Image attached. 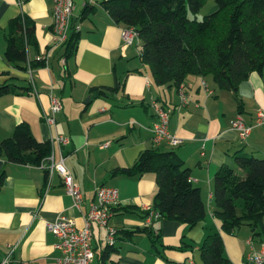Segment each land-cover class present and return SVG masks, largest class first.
<instances>
[{
    "label": "crops",
    "instance_id": "1",
    "mask_svg": "<svg viewBox=\"0 0 264 264\" xmlns=\"http://www.w3.org/2000/svg\"><path fill=\"white\" fill-rule=\"evenodd\" d=\"M80 1L81 11L75 15V6L73 18L79 43L75 55L66 60L65 48L55 43L54 0H0V86L9 84L15 91L0 97V145L19 124L27 122L36 139L51 142L56 162L65 158L83 195L82 205L77 208L57 172L47 177L42 166L12 164L0 154V176L5 173L0 190V264L10 248L11 264H56L61 252L55 247L57 237L47 225L66 215L82 227L102 185L116 188L119 205L122 209L129 207L111 220L117 231L118 252L111 254L108 262L204 264L201 245L207 236L222 233V222L214 213V197H210L215 174L223 165L234 166L237 152L264 158V124H256L259 113L264 114V75L251 74L237 94L218 91L208 82L213 89L208 95L202 87L204 79L197 76L188 77L179 89L159 87L139 58L140 40L125 49L123 28L101 3ZM88 3L92 8L84 16ZM215 10L214 4L210 12ZM20 15L29 16L36 24L38 50L29 48L28 65L42 56L45 67L29 66L24 71L5 59V36L11 22ZM118 81L124 88L118 95L91 101V88L114 87ZM30 86L32 89H28ZM180 90L190 97L187 106L180 105ZM51 93L61 99L63 111L56 116V126L50 127L42 115L50 108ZM237 100L242 102L241 111ZM153 102L170 112L169 131L183 139L180 147L154 144L152 131L157 120ZM237 116L254 125L245 140L231 127ZM58 135L68 137L70 144L61 147L54 141ZM106 143L109 146L102 148ZM152 148L179 155L208 209L206 219L192 228L174 221L157 222L160 240L155 247L146 233L126 235L142 229L147 212L153 211L155 175L111 176L116 168L132 167L143 151ZM93 233V247L101 252L107 246L106 230L95 224ZM222 236L224 253L231 264H242L248 241L253 240L256 250L264 245V236L254 237L247 226L235 235ZM97 260L95 256L91 264Z\"/></svg>",
    "mask_w": 264,
    "mask_h": 264
},
{
    "label": "trees",
    "instance_id": "2",
    "mask_svg": "<svg viewBox=\"0 0 264 264\" xmlns=\"http://www.w3.org/2000/svg\"><path fill=\"white\" fill-rule=\"evenodd\" d=\"M208 0H105L101 3L112 20L124 28H133L139 35L141 62L148 66L159 87L180 88L190 76L202 77L216 90L237 94L250 75H264V0H215L216 10L203 19L198 15ZM91 4H87V16ZM65 48L66 60L75 55L80 35L72 25ZM6 37L5 59L21 70L45 67V61L29 63L28 50H36V24L27 15H20L10 24ZM28 89H32L30 86ZM118 81L114 87H93L91 101L109 98L123 91ZM9 84L0 86V97L13 93ZM241 111L242 102L237 100ZM166 108L164 105H162ZM50 141H39L27 122L19 124L14 134L0 145V154L9 163L40 167L52 155ZM234 166L223 165L214 178V213L221 220L222 233L207 236L200 247L204 264H231L224 253L222 234L235 235L242 227H250L254 237L264 236V158L237 152ZM47 177L49 171L44 169ZM155 175L157 193L153 212L158 218L150 227L144 226L127 236L146 233L155 247L160 230L155 224L162 220L179 222L192 228L204 221L208 209L201 190L191 181L189 170L175 151L158 148L143 151L132 167L116 168L112 177ZM5 173L0 176V190ZM129 207L111 208L113 216ZM149 212H147L148 217ZM117 240V231H116ZM116 243V242H115ZM185 249V246L184 248ZM96 264L108 262L118 252L105 246L94 248ZM109 259V260H108Z\"/></svg>",
    "mask_w": 264,
    "mask_h": 264
},
{
    "label": "built area",
    "instance_id": "3",
    "mask_svg": "<svg viewBox=\"0 0 264 264\" xmlns=\"http://www.w3.org/2000/svg\"><path fill=\"white\" fill-rule=\"evenodd\" d=\"M103 1L105 0H90V3H102ZM54 3L53 32L55 43L57 46H64L70 38L75 0H54ZM121 36L125 49L130 48L139 39L138 33L133 28L122 29ZM37 60L45 61V58L38 56ZM65 61L63 60V62ZM202 87L208 95L213 94V89L207 81L204 80L202 82ZM49 98L50 108L48 112H44L42 119L51 127L56 126V116L63 111V105L61 99L53 93L50 94ZM189 101V95L184 90H180V105L182 107L187 106ZM151 107L157 120L152 131L154 144L159 146L167 143L174 148L183 145V139L171 134L169 131L170 112L158 102H153ZM256 124H264V114L262 112L259 113ZM231 127L238 132L240 139L245 140L251 134L254 125L248 124L241 116H237L232 120ZM54 141H57L61 147L70 144V139L63 135H58ZM108 146L109 143H106L102 148H107ZM41 166L48 170L50 175L57 172L63 178L67 194L73 198L75 206L80 208L83 202V195L73 174L65 165V158L62 156L56 162L54 154H52ZM210 197L213 198V195H210ZM117 205H119V191L116 188L102 185L96 191V201L90 205L82 227H79L74 220L66 215H60L55 222L49 223L47 228L57 237L58 241L55 247L61 252V256L56 259V264H91L93 262L95 252L92 241L94 237L93 226L95 224L106 230L105 244L114 246L116 230L111 225L113 218L111 208ZM157 218L158 214L152 211L146 218L144 226H152ZM248 246L249 249L242 264H264V245L259 250H256L253 240H250L248 241ZM10 249L1 264H11L12 248ZM190 264H194V262H190Z\"/></svg>",
    "mask_w": 264,
    "mask_h": 264
},
{
    "label": "rangeland",
    "instance_id": "4",
    "mask_svg": "<svg viewBox=\"0 0 264 264\" xmlns=\"http://www.w3.org/2000/svg\"><path fill=\"white\" fill-rule=\"evenodd\" d=\"M75 6H76V11H75V15H78L79 12L81 11V1L80 0H76L75 1ZM215 4V0H208L206 6L202 9L201 13L198 15L199 19H203L205 15H208L212 8V6H214Z\"/></svg>",
    "mask_w": 264,
    "mask_h": 264
},
{
    "label": "water",
    "instance_id": "5",
    "mask_svg": "<svg viewBox=\"0 0 264 264\" xmlns=\"http://www.w3.org/2000/svg\"><path fill=\"white\" fill-rule=\"evenodd\" d=\"M89 99H90V98H88V100H87V101H89Z\"/></svg>",
    "mask_w": 264,
    "mask_h": 264
}]
</instances>
